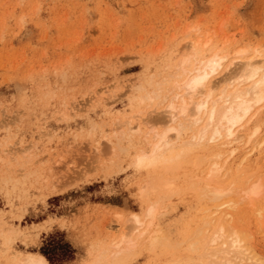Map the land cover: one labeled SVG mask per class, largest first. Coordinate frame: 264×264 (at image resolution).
Instances as JSON below:
<instances>
[{"label":"rangeland","instance_id":"1","mask_svg":"<svg viewBox=\"0 0 264 264\" xmlns=\"http://www.w3.org/2000/svg\"><path fill=\"white\" fill-rule=\"evenodd\" d=\"M197 40L200 48L211 40L206 53L227 52L229 61L236 49H248L247 57L264 53V0H0V245L7 247L0 264L42 254L51 240L71 247L60 264H92L122 233L138 235L130 219L144 216L153 199L140 195L149 173L136 167L154 141L146 134L155 123L142 119L155 105L151 116L164 109L161 97L141 96L176 80L174 64ZM131 119L139 131L127 129ZM180 136L175 146L189 127ZM262 148L253 164L264 173ZM200 153L181 169L183 191L160 220L170 245L153 250L139 242L124 261L110 254L105 264L207 262L188 239L202 222L190 187L205 166L194 164ZM257 218L245 210L239 229L264 264V222Z\"/></svg>","mask_w":264,"mask_h":264},{"label":"bare ground","instance_id":"2","mask_svg":"<svg viewBox=\"0 0 264 264\" xmlns=\"http://www.w3.org/2000/svg\"><path fill=\"white\" fill-rule=\"evenodd\" d=\"M197 41L198 44L194 42L197 45L193 44V41L189 42L190 52H185L174 64L173 69L178 71L176 80H170L171 84L164 88L165 90L152 85L155 89L146 92L147 96H141V100L152 101L160 100L161 97L159 103L164 105V109H160L161 112L155 110V116H151V113L156 105L152 111L147 110L148 118L142 119L144 122L147 120V124L154 122L156 127V123H160L164 128L157 130L153 124H149L146 135L152 133L154 141L151 149L148 152L142 151L136 157V167L149 173L148 179L141 184L140 195L147 192L145 197L150 195L153 199L148 204L144 216L135 213L130 219L138 235L134 232L136 237H131L129 233V237L122 233L121 239L112 245L114 250L112 249L110 254L113 257L108 253L110 249L106 248L93 259L95 264L104 263L111 257L124 261L141 242H148L153 250L170 245L166 242L169 238L163 232L165 229L161 227L162 224L160 226L161 218H164L163 213L167 212L168 200H172L174 195H180L181 189L183 191L178 184L179 176L183 174L181 169L186 163L188 166L191 155L198 151L202 153L193 160L194 164L197 169L205 166L201 167L198 177L191 180L190 187L196 191L201 202L202 222L199 227L194 226L196 232L193 230L192 235L188 236L190 246L200 249L201 255L208 257L204 264L262 263L249 245L250 235L246 230L239 229V223L245 210L255 219L259 217V223L264 222V206L260 203L264 193V173L263 169L256 168L253 164V157L264 145V130H261L264 124V53L253 52V56L247 57L248 49H236L237 51H233L236 56L229 61L230 54L227 52L206 53V47L211 40L202 41L204 48H200L201 41ZM159 103L156 104L160 107ZM137 113L136 116H140ZM124 122H128L130 127L127 129L132 130L131 132L140 130V122L134 123L132 119ZM187 127L190 129V136L182 141L180 147L175 146L174 140L178 139L179 142V139H182L180 132ZM241 149L245 151L239 152ZM176 245L174 249L177 248ZM2 246L0 245V256L7 248L6 244ZM112 259L110 264L114 261ZM14 263L50 264L46 256L32 252L26 255L16 254Z\"/></svg>","mask_w":264,"mask_h":264},{"label":"trees","instance_id":"3","mask_svg":"<svg viewBox=\"0 0 264 264\" xmlns=\"http://www.w3.org/2000/svg\"><path fill=\"white\" fill-rule=\"evenodd\" d=\"M41 249L42 254H44L51 264L61 263L62 260L68 259L71 255V247L67 243L61 244L55 240H51Z\"/></svg>","mask_w":264,"mask_h":264}]
</instances>
